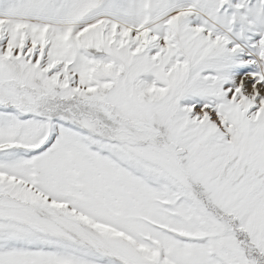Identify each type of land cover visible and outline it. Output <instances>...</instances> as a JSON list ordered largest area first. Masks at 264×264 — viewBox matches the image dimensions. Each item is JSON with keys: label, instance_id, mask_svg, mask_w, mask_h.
I'll use <instances>...</instances> for the list:
<instances>
[{"label": "snow or ice", "instance_id": "obj_1", "mask_svg": "<svg viewBox=\"0 0 264 264\" xmlns=\"http://www.w3.org/2000/svg\"><path fill=\"white\" fill-rule=\"evenodd\" d=\"M0 264H264V0H0Z\"/></svg>", "mask_w": 264, "mask_h": 264}]
</instances>
